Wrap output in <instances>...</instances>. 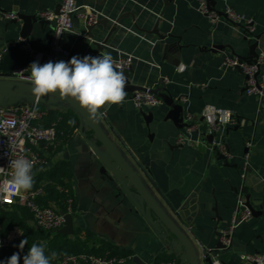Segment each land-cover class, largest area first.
Listing matches in <instances>:
<instances>
[{
	"label": "crops",
	"instance_id": "0c3cea01",
	"mask_svg": "<svg viewBox=\"0 0 264 264\" xmlns=\"http://www.w3.org/2000/svg\"><path fill=\"white\" fill-rule=\"evenodd\" d=\"M96 1L77 0V5L97 19L108 18V29L116 24L115 31L107 38L108 29L100 25L89 38L85 19L77 15L74 29L62 35V45L69 54L56 55V62H67L73 56L95 57L101 52H109L114 61L130 56L131 83L161 89L176 101L186 97L183 114L190 111L203 131L210 120L236 114L239 124L221 130L211 140L208 134L200 137L208 143L222 138L232 154L230 159L207 143L178 145L176 139L182 127L168 117L171 107L163 102L140 110L132 101L133 92L125 91L122 105L106 104L97 119L143 178L149 192L191 237L200 256L204 249H217L223 264H247L241 262V254H264V100L245 92V78L239 68L224 66L228 56L249 55L250 44L243 28L226 22L214 24L200 12L198 0H173L169 5L165 0ZM59 4L60 0H0L1 9L24 14L56 11ZM226 6L255 19V34L260 36L258 53L264 51V0H216V10ZM3 28L0 20V53L19 40V30ZM53 34V22L33 24L28 42L41 65L52 52ZM96 42L102 44L103 51ZM34 97L27 94L22 101ZM0 105H5L3 94ZM40 108L47 112L46 125L54 122L48 118L49 111L70 112L78 117V126L67 140L60 136L55 155L50 148H42L49 164L32 170L37 175L60 159L68 160L78 235L82 239L90 237L91 246L98 247L100 241H105L130 252L132 261L126 264H137L134 256L146 264H156L163 254H175L179 264H187L185 253L176 250L164 233L149 224L118 185L103 178L104 149L89 125L57 97L40 98ZM143 113H153L152 119L147 121ZM247 138H253V147L250 169L243 179L241 166ZM240 197L249 200L259 213L238 226L233 246L224 250L219 248L218 233L228 226ZM20 234L17 227L10 232L13 241Z\"/></svg>",
	"mask_w": 264,
	"mask_h": 264
},
{
	"label": "built area",
	"instance_id": "2783aa9c",
	"mask_svg": "<svg viewBox=\"0 0 264 264\" xmlns=\"http://www.w3.org/2000/svg\"><path fill=\"white\" fill-rule=\"evenodd\" d=\"M198 9L207 16L211 22L218 24L226 22L233 25L241 26L245 36L250 39L254 38L256 22L254 18L246 17L238 12L232 6H226L222 10L212 9L206 0H198ZM79 11L77 0H60L59 13L53 10H41L38 16L44 20L54 23V34L51 41L52 52L48 54L44 62H56V55L67 56L69 51L62 45V35L74 29L76 12ZM8 19H13L16 14L7 13ZM86 19L87 15H81ZM97 21L95 15L90 14L89 23L93 24ZM62 33V34H61ZM59 35V36H57ZM25 48L29 51L32 58L37 55L32 49L28 40H25ZM2 52L0 53V58ZM132 58L124 56L115 61L114 66L118 71L123 72L131 68ZM30 66L16 69L12 72L0 75L2 81L26 82L31 83ZM225 67H237L241 70L245 81L244 90L248 95H256L264 100V51H260L253 62L240 61L237 56H228L224 61ZM186 97L178 99L180 103L186 102ZM132 101L136 108L143 110L144 108H152L163 103L162 98L151 88L146 90L135 91L132 94ZM47 112L40 108V99L36 97L30 101H21L14 106L0 105V167H3L10 178L11 168L10 161L18 157H26L33 161V169L39 166H47L49 158H46L42 152V148H50L51 154L55 155L59 147V138L61 132L58 130V121L52 122L50 125L45 124V116ZM184 127L180 130L176 143L178 145H196L207 143L218 150L226 158H232V154L227 143L222 139H214L211 143L205 142L201 135L217 134L221 130L239 124L240 120L236 114L229 113L227 116L217 117L208 122L206 130H202V126L198 124L190 111L183 114ZM14 120L15 125L9 126L6 122ZM197 134V135H195ZM246 152L244 161L241 166V177L246 178L250 169V151L253 147V138H247L245 142ZM5 175L0 174V184L5 179ZM42 193L41 189L27 190L21 192L20 195H4L0 196V211L5 206L13 204H21L26 206L32 213L33 220L36 225L49 232H56L64 226L65 218L56 204L43 205L38 201V196ZM73 200H69L66 213H72ZM252 217L250 209L246 206V202L242 197L239 198L229 221L228 226L222 228L219 233V241L222 249L227 250L233 246L236 229L242 223H248ZM13 242V237L9 235H0V248L5 247ZM216 250H203L202 257L211 256L213 264H223ZM131 256H110L97 255L94 253H79L72 255L58 256L54 264H126ZM242 263L264 264V254L245 253L240 255ZM156 264H177L176 260L161 261Z\"/></svg>",
	"mask_w": 264,
	"mask_h": 264
},
{
	"label": "water",
	"instance_id": "95a60500",
	"mask_svg": "<svg viewBox=\"0 0 264 264\" xmlns=\"http://www.w3.org/2000/svg\"><path fill=\"white\" fill-rule=\"evenodd\" d=\"M172 1L173 0H165V5H169ZM206 1L212 9H215L216 0ZM96 2L101 3L100 0H97ZM59 9L60 4L57 6L56 13H59ZM10 12L15 13L16 17L8 19L6 14ZM10 12L0 8V20L4 22L3 30H19V40L8 44L7 48L2 52V56L0 58V75L12 72L16 69L25 68L27 65L35 62V59L32 58L27 48H25L24 41L28 40L34 23L39 22L40 24H43L49 22L40 18L37 14H24L15 11ZM84 14L87 15L84 23L86 27V34L89 38L94 37V30L100 25H102L105 29H108V18L97 19L95 23L90 24L88 22L90 14H88L85 9L77 11L75 15ZM116 27V24H114V26L108 29L109 33L107 38L115 31ZM254 37L256 40L253 42L252 39L245 36V39L248 40L250 44L249 55L246 58L240 56V61H247L251 63L258 56L260 36L255 34ZM96 44L99 50L103 51L102 44L100 42H96ZM115 69L117 70L116 67ZM122 73L126 77V92H135L147 89L132 84L131 75L128 70H125ZM32 87L31 83L0 80V94L4 95V103L7 106H14L22 101L24 95L32 94ZM153 91L162 98L163 102L171 107L168 117L174 120L178 126L183 128L185 123L183 122L184 107L182 103L176 101L169 93H165L161 89ZM48 95L57 97L68 103L71 108L89 125L94 137L104 149V154L101 158L103 163V166L101 167L103 178L118 185L120 190L124 191V193L130 198L137 210L145 216L149 224H151L159 232L164 233L168 237V242L175 246L176 250H181L185 253L187 264H213L212 257L210 255L207 257L199 255L198 249L191 237L174 222V220L165 212L157 199L149 192L143 178L125 158L117 144L105 132L99 120L97 118H93L85 108H83L71 97L61 98L58 92L50 93ZM143 114L147 121L151 120L153 117V113ZM213 135L214 134L208 135V138L211 140ZM246 206L250 209L252 215H257L259 213L253 208L249 200L246 201ZM61 214L64 215L65 224L63 227L58 229L57 232L64 233L72 237L74 235L75 224L77 222L75 221L72 213L61 211ZM30 223L33 226H37L34 220H31ZM37 227L40 228L39 226ZM221 247L222 244H220L219 248ZM133 261L137 264H146L141 260V258H139V256H134Z\"/></svg>",
	"mask_w": 264,
	"mask_h": 264
},
{
	"label": "clouds",
	"instance_id": "9594fccd",
	"mask_svg": "<svg viewBox=\"0 0 264 264\" xmlns=\"http://www.w3.org/2000/svg\"><path fill=\"white\" fill-rule=\"evenodd\" d=\"M114 64L109 52H101L95 57L73 56L67 62L49 61L43 65L32 62L28 68L33 86L32 94L39 100L58 92L61 98H73L93 118H98L103 115L100 109L106 104L122 105L125 101L126 77L115 69ZM6 123L9 126L15 125L14 120ZM33 167V161L23 156L10 161V178L9 173L0 167V174L6 177L0 184V196L20 195L31 189L34 184ZM26 243V240H22L19 248L23 250ZM55 255L53 252L52 256ZM20 260V254L14 253L0 264H20ZM22 260L23 264H50V257L45 255L43 244H32Z\"/></svg>",
	"mask_w": 264,
	"mask_h": 264
},
{
	"label": "trees",
	"instance_id": "16d2710c",
	"mask_svg": "<svg viewBox=\"0 0 264 264\" xmlns=\"http://www.w3.org/2000/svg\"><path fill=\"white\" fill-rule=\"evenodd\" d=\"M48 118L50 121H58V130L60 136L65 141L78 126V117L73 113H57L49 111ZM49 125V124H48ZM34 184L31 190L43 189V194L38 196V201L47 206L56 204L60 211L67 212L69 200H74L70 179L72 177L71 166L66 159H60L45 172L33 175ZM33 220L30 210L21 204H13L5 206L0 211V235H9L14 228H20L21 234L9 245L0 248V262L6 261L14 253H19L21 256L20 264H23L22 257L32 246V244H43L45 246V255L50 257V264H54L55 259L60 255H72L79 253H94L97 255L110 256H130L131 253L121 250L118 247L100 241L98 247L90 245V237L82 239L78 235V230H75L74 236L71 237L64 233L49 232L43 228L33 226L30 222ZM92 237V236H91ZM22 240L27 243L23 250L19 248ZM55 252L56 255L52 256ZM166 260H176L175 254L159 256L156 263ZM132 261V259H130Z\"/></svg>",
	"mask_w": 264,
	"mask_h": 264
}]
</instances>
